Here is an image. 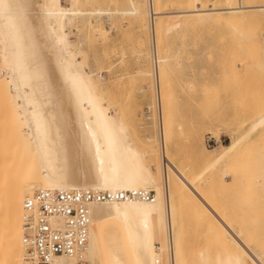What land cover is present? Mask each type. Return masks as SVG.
Returning <instances> with one entry per match:
<instances>
[{"label":"bare ground","instance_id":"6f19581e","mask_svg":"<svg viewBox=\"0 0 264 264\" xmlns=\"http://www.w3.org/2000/svg\"><path fill=\"white\" fill-rule=\"evenodd\" d=\"M67 1L64 6L63 0H0V264H21L25 199L38 190L78 189L154 193L153 202L91 204L89 264H264V250L251 247L176 167L167 154L165 128L164 143L159 137L158 147L146 146L135 124L105 93L106 77L100 73H109L110 65L92 67L83 41L71 39L74 30L86 31L93 23L107 32L99 22L103 18L113 23L116 18L138 20L148 15L152 26L158 16L155 0H127L126 7L123 3L95 9L88 8L89 0ZM213 1L206 7L172 11L164 27L166 36L185 32L188 17L204 20L225 14L230 30L226 38L231 43L224 54L222 79L224 83H258V66L264 72V59L258 62L254 29L239 22L258 19V12L264 15V3ZM140 2L145 9L139 8ZM154 28L151 51L143 53L151 59L155 84V70L160 83L168 68L174 70L175 54L171 44L162 51ZM260 122L264 125V114ZM236 130L228 127L227 145L209 148L203 140L198 142L200 158L212 169L206 172L207 182L218 188L229 184L230 172H214L249 156L245 152L258 132V114L241 131ZM263 161L264 157L256 162L264 169ZM172 176L215 219L224 246L205 245L193 258H186Z\"/></svg>","mask_w":264,"mask_h":264},{"label":"rangeland","instance_id":"374dc122","mask_svg":"<svg viewBox=\"0 0 264 264\" xmlns=\"http://www.w3.org/2000/svg\"><path fill=\"white\" fill-rule=\"evenodd\" d=\"M66 1L63 0L64 6L69 4ZM220 1V4L229 2ZM213 2L155 0L158 16L156 24L152 26L146 14L148 18L144 15L138 20L116 18L113 23L103 18L99 22L104 24L107 32L100 31L93 23V27L81 31L83 33L74 30L71 39L83 41L92 67L110 65L106 67L111 69L109 73H100L106 77L105 93L110 97V103L123 110L124 118L135 124L134 130L139 138L144 139L146 146L158 147L159 129L153 106L155 84L150 74L152 65L149 56L143 53L151 51V37L156 33L153 25H156L157 41L162 51L171 44L175 54L171 63L174 70L170 72L165 67L167 72L160 83L167 154L174 160L176 167L183 170L200 189L202 196L214 206L213 209L218 210L222 218L243 234L251 247L253 245V248L264 250V187L261 185L264 180L259 184L264 177V169L256 162L257 158L259 161L264 157V125L260 122L264 114V72L258 66V83H224V54L231 43V38H226L230 37V30L225 14L220 18L204 20L188 17L185 32L170 37L164 32L172 11L197 9ZM123 3L125 7L128 4L127 0H89L88 8H114ZM258 3H264V0H258ZM140 4L142 2L138 3L139 8L145 9ZM239 24L250 30L252 28V31L254 29V41L258 43V62L264 59V15L258 12V19L243 20ZM182 34L186 35L183 39L179 37ZM182 45L187 47L183 48ZM137 68L141 71L137 72ZM139 88H145L146 91L140 93ZM256 114L258 132L253 136V148L250 145L245 152L249 156L240 157L224 170L219 168L214 172H230L227 179L229 184L218 188L212 182H207L206 172L212 169L200 158L198 142L203 140L209 148L227 145L230 143L228 127L239 129L236 130L239 132ZM140 125L142 128H139ZM148 138L151 140L148 141ZM155 170L159 168L155 167ZM170 183L180 208V228L186 258H193L195 252L205 245L211 249L224 246L226 241L220 227L212 215L206 213L201 202L184 190L176 177L172 176Z\"/></svg>","mask_w":264,"mask_h":264},{"label":"built area","instance_id":"2783aa9c","mask_svg":"<svg viewBox=\"0 0 264 264\" xmlns=\"http://www.w3.org/2000/svg\"><path fill=\"white\" fill-rule=\"evenodd\" d=\"M154 81V108L160 142L164 143L163 105L156 70ZM127 200L153 202L154 193L146 190L102 192L93 189L36 191L23 202L21 264H89L91 204Z\"/></svg>","mask_w":264,"mask_h":264}]
</instances>
